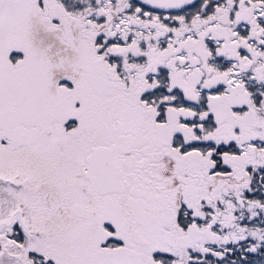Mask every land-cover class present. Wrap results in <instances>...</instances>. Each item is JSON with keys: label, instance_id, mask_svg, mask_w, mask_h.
I'll use <instances>...</instances> for the list:
<instances>
[{"label": "snow or ice", "instance_id": "snow-or-ice-1", "mask_svg": "<svg viewBox=\"0 0 264 264\" xmlns=\"http://www.w3.org/2000/svg\"><path fill=\"white\" fill-rule=\"evenodd\" d=\"M0 264H264V0H0Z\"/></svg>", "mask_w": 264, "mask_h": 264}]
</instances>
